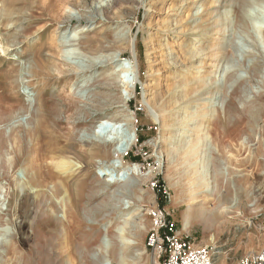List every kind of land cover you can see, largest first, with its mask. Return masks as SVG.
Masks as SVG:
<instances>
[{
	"label": "rangeland",
	"instance_id": "1",
	"mask_svg": "<svg viewBox=\"0 0 264 264\" xmlns=\"http://www.w3.org/2000/svg\"><path fill=\"white\" fill-rule=\"evenodd\" d=\"M211 1L199 0L191 7L194 15L210 9L211 21L206 29L196 22L188 33L177 34V23L190 10L184 6L186 0H139L138 4L121 3L114 10L112 0H0V147L8 140L10 148L0 149V264H51L55 258L48 250L55 243L59 250L65 237L71 247L61 264H67L69 257H73V264H159L147 246L152 229L149 212L157 207L176 223L183 238L199 250H211L214 264H236L264 248V0ZM108 8L107 16L115 23L106 26L109 32L102 35L111 41L112 54L122 53L121 62L100 71L88 70L90 63L73 37L83 39V31L93 21L104 19L102 10ZM168 20L172 21L170 25L165 23ZM59 39L66 45L64 59L84 70V75L69 84L76 98L87 104L93 102L97 88L115 67L117 79L111 85L116 92L109 95L127 100L125 83H137L129 107L115 109L105 117L92 112L93 118H84L78 109L82 105L66 99L57 78H45L36 66L44 59L48 65L47 55L57 50ZM52 43L58 44L52 48ZM180 44L186 48H178ZM189 48L208 49V57L213 55L204 61L209 67L199 70L190 82L180 78L181 71L193 73L200 61L184 62L186 68L176 64ZM172 51L173 57L169 56ZM255 65L258 71L253 70ZM41 75L42 80H49V84L43 81L48 87L43 95L48 123L60 135L72 133L68 132V122H78L73 135L81 140L102 120H111L124 111L137 116V137L131 133L137 142L123 162L117 158L92 161L91 170H95L81 193H54L57 172L48 170L50 163L43 149L32 148L26 134L34 127L41 95L36 84ZM210 99L212 106L207 110L205 101ZM114 127V134L130 136L132 127L127 123ZM185 129L189 138H179ZM196 134L199 145L192 146L198 150L194 154L183 146ZM15 135L23 136L26 149L14 168L9 158L13 156ZM121 164L135 169L116 183L117 172L112 166ZM189 167L192 172L202 168L204 177L192 175ZM67 175L63 178L68 179L71 173ZM227 177L235 187L246 188L252 202L244 200L240 209L217 228L209 230L198 221L184 231L187 206L173 186L178 183L181 190L190 189L189 195L203 189L224 193ZM242 177L249 178L252 185L245 186ZM110 180H114L112 187L104 189ZM39 192L46 196L40 214L28 204ZM255 202L256 210L251 208ZM134 210L139 218H135ZM92 235L94 241L89 246ZM86 246L91 248L85 250ZM73 250L77 257L72 255Z\"/></svg>",
	"mask_w": 264,
	"mask_h": 264
},
{
	"label": "bare ground",
	"instance_id": "2",
	"mask_svg": "<svg viewBox=\"0 0 264 264\" xmlns=\"http://www.w3.org/2000/svg\"><path fill=\"white\" fill-rule=\"evenodd\" d=\"M138 1L139 0H112L111 8L114 10V8L118 5H120L121 3H123V4H128V3L138 4ZM186 1L187 2H185L184 6H185L186 10L190 9L188 11L189 13L186 15L184 20H181L177 23L178 29L175 32L177 34H183V32L188 33V31L192 30L191 25L196 23V22L198 23V25H201V26L203 25L202 27L203 28L205 27V29H206L207 25L211 21V19L209 18V16L211 15L210 9H206L200 15H194L191 13L192 12L191 10L193 8L192 6H194L195 3L198 4L199 0H186ZM214 2H215V0H213V3ZM65 7H66V5L64 6V8ZM111 8L102 10V13L104 14L105 18L102 20L99 18L98 20L93 21L92 22L93 25L90 27L91 29L88 28L86 31L81 30L83 32H86V35L83 39H77L78 37L76 35L73 37V38H75L74 42H77V46L83 51L84 57L90 63L88 70H92V71L99 70V69L104 70V69L112 67L114 65L117 66V64H119L121 62L122 53L119 52L116 55L112 54L113 50L111 49V45H112L110 43L111 41L109 42L107 37L105 38V36H103L104 33L109 32V29H107L105 27L115 23L114 22L115 20H112L111 16H110V18L107 16V13H109L108 10H111ZM121 8H123V7H121ZM116 10H118V9H116ZM67 11H69L68 7H66L64 9V12H67ZM70 21L71 20H69L68 22H70ZM171 22L172 21L168 20L165 23L170 25ZM93 26H94V28H93ZM56 30H58L57 27H56ZM76 34L80 35V33H76ZM193 40H194L193 42H196L197 37H194ZM187 42H188V40H187ZM55 44H58V43H54V45ZM181 44L178 46V48L182 49L185 47L186 43H184L185 45L184 44L181 45ZM52 45H53V43L51 44V47L53 48L54 45L53 46ZM65 46H66L65 42L61 41L60 44H58L56 51L50 50V55H47V56H49V58L47 59V62H48L47 66L48 67L44 64L45 59L43 60V62L40 60L39 61L36 60L37 61L36 66H37V68H39L41 70V72H44L46 74L45 78H47L48 76H49L48 77L49 80H50V77H52V76L54 78L55 77L57 78V83H59L62 86L61 88H63L62 89L63 91H61V92L63 93V95H65L66 99L73 100L75 104H78V106L82 105L81 107H78V109H79L80 113L84 116V118H86V119L91 118L92 112L96 113L100 117H105L106 115H109L110 112H112L115 109H118L120 107L127 109L129 107V102L131 100V97L134 95V93L136 91L137 83H134L132 85L125 83L124 89H125V94H127V97H126V98H128L127 100L117 99L115 95H109V94H114L116 92L115 88H113L111 85V82L117 79L115 67H114L112 72L107 73V75L105 77V83L101 84L97 88V95L98 96L97 95L94 96L93 102H90V104H87V103L79 100L78 98H76L74 96V93L71 92V90H70L71 86H69V84H71L73 81H75L76 79H79L82 75H84V72H83L84 70L78 69L77 67L71 65L70 63H68V61H66L64 59V51H65L64 48H65ZM194 48L193 49L189 48L190 50L188 49L187 51H184L183 52L184 55H182V56L180 55V58L178 59V61L176 63L178 68H181V67L186 68L185 66H187V65L184 62H188V64L189 63L194 64V63L200 61L199 64H197V66L195 65L196 67H194L193 73L188 74V73H186V70L181 71L183 73V75L180 78H185V80H187L189 82L196 79L195 74H197L199 72V70L209 67V65L206 66L204 63H206L209 60L208 58L213 57V55L208 57V55H209L208 49L198 50V49H194ZM219 49H220V47H219ZM215 50H217V49L215 48ZM220 51H222V49H220ZM173 54H175V52L172 51L169 53V56L170 55L172 56ZM206 59H207V61L204 62ZM258 69L259 68L256 65L253 68L254 71H258ZM31 70H32V68H31ZM34 70H35V66H34ZM44 73H42V74H44ZM200 73H201V71H200ZM36 75L39 76L40 74L38 75V73H37ZM32 78H33V76H32ZM45 78H44V80H45ZM36 80H39V79H36ZM44 80H42V75H41V80H39L40 82L38 84H36L38 91L40 92L39 94H41V95H39V101L37 104V111H36V114L34 115V120H35L34 127L31 130H28L26 132V134H27L28 138H30V144H31L32 148L36 147L38 149H43V151L45 153V157L47 159L46 161H48L50 163L47 166L48 170L49 171L54 170L57 172L56 178L58 179V183H55L54 193L60 194V193H63L64 191L66 193H68V195H73L74 192L81 193L88 187L87 179L92 174L91 172H93L95 170L94 168H93V170H91L92 164H93V163L91 164L92 161L99 159L100 162H101V160L109 162V161H111L112 158H117L120 162H123V160L125 159V157L128 154L127 152L137 142V138L135 140L131 136L132 135L131 133L134 132V135H136V125L135 124L138 123V119H137V116L135 114H130L127 111H124L122 114H117L115 117L111 118V120L100 121L99 124H97L96 126H94L90 129L89 136L85 137L84 139H81V140L78 139L75 135H73L74 129L79 125V124L78 125L76 124L78 122H76V123L68 122V125H70V128L68 127L69 128L68 132H72V133L60 135L57 128L56 127L55 128L50 127V125L48 123V113H47V110L45 107L46 106L45 100H44L45 98L43 97V95H46V93L48 92V87L45 86V83L43 85ZM46 80L45 81L48 83L49 80L48 79H46ZM53 83H55V82H53ZM179 83L184 84V81H180ZM148 87H150V86L149 85H147V87L145 86V88H147V89H148ZM176 95H178V93ZM179 96H181V94ZM145 100H146V104L148 106H151L150 99H147V97H145ZM212 100L213 99H210L209 101L208 100L205 101V104L207 105V110H209L211 108ZM83 105H85V106H83ZM87 106L92 107V110L87 109L86 108ZM155 108H157V107H155ZM189 109H192V108H189ZM66 110L68 111L69 109H66ZM151 110H153V109L151 108ZM183 110H187V109H183ZM188 111H190V110H188ZM188 113H187V115H188ZM176 115H175V117H176ZM67 120L70 121V118H68ZM176 120H177L176 118L172 120L173 126L176 125L175 124ZM177 122H179V121H177ZM120 123H127L130 127H132V130L130 132V136H127L128 134L127 135L126 134H124V135L114 134L113 127L117 126ZM57 124H58V122H57ZM246 126H247V124H246ZM197 130H201V129H197ZM199 132L200 131H198L196 133H199ZM118 135H120V136H118ZM196 136L199 137L198 134L194 135L195 139L189 141V143L188 142L185 143V145L183 146L184 149L189 150V151L186 150L188 152H190V149H192L193 151L192 150L191 151L194 152V154H195V152L197 153L198 150L196 148H192V146L193 145L195 146L197 144L199 145L198 137L196 138ZM22 137L15 135L14 138H12V141L14 144V147L12 148V152H13L12 155L13 156H12V158H9V159H12L11 163L13 164L14 168L16 167L17 162L19 161L18 156L20 154H23L24 149H26L25 148L26 147L25 146L26 141L24 142L25 139H23ZM136 137H137V135H136ZM185 137H188V135L186 134V129L182 131L181 135H179V138L183 139ZM170 143H171V141H170ZM8 144H9L8 140L7 141L4 140V144L1 145L2 147H0V149L1 150L10 149V148H8ZM198 145L196 147H198ZM27 150H25V151H27ZM199 154H201V153H199ZM197 156L198 155H195V157H197ZM160 158H162V156ZM182 159H184V158L182 157ZM256 161H258V160L256 159ZM43 163H45V162H43ZM160 163H161V161H160ZM251 166H253V165H251ZM96 167L97 166L95 163V168ZM112 168L117 172V180L115 179L116 183L122 181L123 178L125 177V175L130 174V171L135 169L132 167L125 166L124 164H121L119 167L112 166ZM253 168H255V167H253ZM189 171H191L190 167H189ZM250 172H252V170ZM70 173H71V176L68 177V179L63 178V176H66L67 174H70ZM191 173H192V175H198V177H200V179L204 177V173L202 172V168H199L198 170H194V172L191 171ZM47 175H48V173H47ZM249 175H251V174H249ZM37 176H38V174H37ZM105 176H106V174H105ZM107 176H108V174H107ZM169 179H171V178L169 177ZM192 179H194V178H192ZM195 179H196V177H195ZM52 180H54V179H52ZM69 180H71V183H69V185H68ZM255 180H256V178H255ZM44 181H45V179H44ZM240 181L245 186H251L252 185V183L250 182V179L247 177H242L240 179ZM113 182H114V180L113 181L110 180L106 185H104V187H105L104 189L111 188ZM235 182H237V181H235ZM173 188H174V191L177 194V196L181 197L182 200H184L183 202L186 203V206H187V212L185 214L184 221H183L184 231L189 230L191 228V226L195 222H198V221L204 222L206 225V228L209 230L212 229L214 226L216 227V225H218V224H224V222H226V217L228 218L232 214V212L238 211L244 200H246V201L249 200V202H252V200H253V199H251V194L248 193L246 188L243 189V188L235 187L234 183L232 182V179H230L228 177H227V182H226V187H225L226 189H225L224 193L216 192V190H211L209 192V191L203 189L202 191L200 190V193H197V194L192 193L191 195H189L188 192H190V189L187 190L188 192L186 190H181V186L178 183H176L173 186ZM197 188L200 189L199 184H198ZM192 190H191V192H192ZM186 197H188V198H186ZM73 201L74 200H72V202ZM28 204H29V208L32 207L39 214L42 213V211H44L43 210L44 207L46 206L45 194L44 193L42 194L40 192L37 193V195L35 197H33L32 200L30 199V203H28ZM69 204H70V202H69ZM73 205H74V203H73ZM75 206H76V204H75ZM251 208H254L255 210L258 208L256 202L254 205L251 206ZM132 213L135 214V218H139L140 215H139V213H136V210H134ZM90 238L91 239H89V241H88L89 246L92 245V243L94 241L93 235ZM56 245H57V243H55V247H51V249L48 250V253L51 256H53V258H55L53 260V263H51V264H61L60 260L64 257V255L67 253V251L70 250L69 248L71 247L70 241L66 237H65V240L63 242H61V244H60L61 247L59 250H56V247H57ZM89 246H86L85 250H88L89 248H91ZM2 248H4V247H2ZM72 253H73L72 254L73 256L77 257L76 252L74 250L72 251ZM69 255H71V254H69ZM71 258H73V257H69L67 264H73L74 263ZM79 263H82V262H79Z\"/></svg>",
	"mask_w": 264,
	"mask_h": 264
},
{
	"label": "built area",
	"instance_id": "3",
	"mask_svg": "<svg viewBox=\"0 0 264 264\" xmlns=\"http://www.w3.org/2000/svg\"><path fill=\"white\" fill-rule=\"evenodd\" d=\"M152 229L148 234L147 246L157 257L159 264H214L211 250L197 249L180 234L176 223L161 208L149 212ZM236 264H264V248L250 253Z\"/></svg>",
	"mask_w": 264,
	"mask_h": 264
}]
</instances>
